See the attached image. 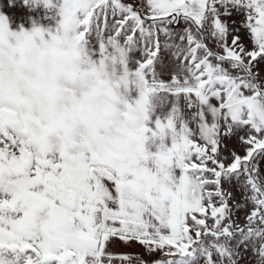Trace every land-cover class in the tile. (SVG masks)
I'll return each mask as SVG.
<instances>
[{
	"label": "snow or ice",
	"instance_id": "1",
	"mask_svg": "<svg viewBox=\"0 0 264 264\" xmlns=\"http://www.w3.org/2000/svg\"><path fill=\"white\" fill-rule=\"evenodd\" d=\"M24 6L0 12V264H264V0Z\"/></svg>",
	"mask_w": 264,
	"mask_h": 264
},
{
	"label": "rangeland",
	"instance_id": "2",
	"mask_svg": "<svg viewBox=\"0 0 264 264\" xmlns=\"http://www.w3.org/2000/svg\"><path fill=\"white\" fill-rule=\"evenodd\" d=\"M9 5L10 0H0V12L8 17L10 29L16 31L19 29L21 24H23L25 28H29L30 22H28V18L35 17L36 13L31 12L24 6V0H11V7ZM229 147H235V143H230ZM237 151H239L238 148ZM233 193L235 195L236 201L243 202L241 193L238 189L233 188ZM238 215L243 217L245 213L242 211L238 213ZM119 248L124 250L122 247ZM129 249L132 250L130 253H143V249H141L138 245H133ZM145 259H148V257H145Z\"/></svg>",
	"mask_w": 264,
	"mask_h": 264
},
{
	"label": "crops",
	"instance_id": "3",
	"mask_svg": "<svg viewBox=\"0 0 264 264\" xmlns=\"http://www.w3.org/2000/svg\"><path fill=\"white\" fill-rule=\"evenodd\" d=\"M113 252H115V253H123V252H128V253H130V251H132V250H130L129 248H124V250L122 249H120L119 247H114V248H112L111 249Z\"/></svg>",
	"mask_w": 264,
	"mask_h": 264
}]
</instances>
